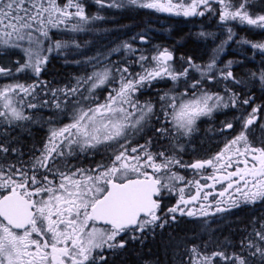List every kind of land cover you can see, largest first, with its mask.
Segmentation results:
<instances>
[{"label":"snow or ice","instance_id":"snow-or-ice-1","mask_svg":"<svg viewBox=\"0 0 264 264\" xmlns=\"http://www.w3.org/2000/svg\"><path fill=\"white\" fill-rule=\"evenodd\" d=\"M94 3L101 10L212 14L222 25L238 22L264 30V4L255 11V0ZM103 19L99 12H86L85 0H0V55L20 54L14 67L0 66V77L30 72L32 78L0 85V264H109V254L130 240L155 235L178 216L204 218L207 225L209 217L241 203H264V123H259L264 104L253 107L254 96L236 90L248 82L234 75V61L218 63L236 35L233 28L227 27V39L212 49L207 63L189 57L182 70L173 66L167 48L148 52L128 42L69 61L68 55L82 54L90 43L81 45L70 34L90 32L89 25ZM65 35L69 38H56ZM139 39L146 43L144 36ZM238 43L264 56V42L242 38ZM53 53L91 71L53 85L42 77ZM114 53H122L121 62L111 59ZM162 80L172 86L158 90L155 101L141 100ZM249 80L264 86V69L251 72ZM246 107L251 111L237 118L240 131L220 152L183 160L181 139L198 130L201 118ZM31 124L47 126V136L41 147L24 153L12 133ZM253 126L261 134L259 143ZM233 129L227 122L221 131ZM188 169L192 179L182 174ZM172 195L178 199L165 210L162 202ZM250 224L239 251L208 253L192 244L174 250L173 264H264V217ZM224 243L232 246L227 238Z\"/></svg>","mask_w":264,"mask_h":264},{"label":"flooded vegetation","instance_id":"flooded-vegetation-1","mask_svg":"<svg viewBox=\"0 0 264 264\" xmlns=\"http://www.w3.org/2000/svg\"><path fill=\"white\" fill-rule=\"evenodd\" d=\"M235 2L238 3V0H235ZM255 3L257 5L255 11H260V5L264 4V0H255ZM213 6L217 7L216 5ZM86 12L89 14V10H86ZM151 14L155 15L161 21L165 22L162 24H157L158 28L163 29L165 32L159 34L158 31L153 30V28L151 30L152 35L145 33L147 28L150 26L147 25V21H149V19L151 18ZM113 17L115 18L114 23L117 25L116 27L121 28L124 35H133L137 33L142 34V36L145 37L146 43L141 42L138 37L137 43H134L137 48L145 49L146 46H151V42L154 41L155 43H158V48H167L168 50H170L173 53L174 57L173 66L177 70H182L184 67H187L185 61L189 57H191L192 60L197 64L203 65L207 63L209 57L212 55V49L220 45L222 41L227 39V27H232L236 35L233 41L229 42V44L225 46L224 51L220 54V59L218 62L219 66L223 67L224 64H226L229 60L234 61L235 63H233L232 65L234 75L238 79H243L248 82L247 87L237 86L236 90L241 91L244 94L250 92L255 98V104L252 105L253 107L255 105L264 104V86H261L258 80H249V75L251 72L258 73L261 69H264V56H262L259 52H256V50L251 49L250 46L238 43V41L242 38L254 42H264V30L249 28L247 25H240L238 22H230L228 25H222L219 22L218 16L212 14H206L203 17H184L182 15L177 16L174 14L156 12L154 10L148 9H143L142 11L141 9L140 12H134V16H132L131 18H126L124 21L121 17V12L117 15H113ZM135 17L141 18V20L136 23ZM123 22L132 24L123 25ZM143 22L146 23L147 26L142 27L141 32L138 28V25ZM103 27L107 30V34L109 36L108 37L104 34L105 37H117L118 32L116 31V29L111 32L108 24L104 25ZM201 32L213 33L214 35L207 38H202L198 35ZM131 38L132 37H129V39ZM151 51H153V48H151ZM117 55H122V53H118ZM61 58L65 61L64 56H61ZM67 59L70 61L79 58L78 55L75 54L69 55ZM49 62L51 63V67L53 66L57 69H60V64L55 61L53 57L50 58ZM66 64L68 69L73 72H75L78 66H80L70 62ZM81 71L84 70L81 69ZM48 75L50 74H47V76ZM191 75L193 77H198V73H192ZM47 76H45V74H42V77L45 80ZM51 76L56 79L57 77H62L63 73L61 75L51 74ZM23 77V81L21 82H32L30 73H28V75L24 74ZM51 83L53 85L62 84L53 82ZM171 86V81H159L153 88L148 89L143 93V95L141 96V100H155L156 92L158 90H167ZM222 89L223 85L221 84L217 90L222 91ZM250 111V107H246L243 110L228 108L214 113L213 117L211 118H201V120L197 122L198 130L193 133L191 137L181 139L184 150L180 153V155L182 156L183 160L187 163H191L196 160L208 159L220 152L223 149L226 141L228 139H231L232 136L240 131V122L237 118L242 114L247 115V112ZM227 122H232L234 124V129L221 131L224 124H226ZM259 123H264V113H261V120L259 121ZM34 125L36 124H31L28 126V128H33ZM253 127L255 128V126ZM255 131L256 142L259 143V137L261 134L258 128H255ZM45 139L46 136L42 140V144ZM42 144L40 145V147L42 146ZM85 163L87 164L88 161H85ZM181 171L182 174H184L187 178H193V172L191 169ZM177 199V196L166 198L162 202V207L166 210L167 207L173 206ZM223 215L228 219L229 222L228 234L229 241L232 245L229 246L230 254L233 251H239V241L246 234V231H251L250 222L253 220V218L259 219L261 217H264V203H241L239 207L232 208L227 213L217 214L215 217H209L208 219L213 220L216 217H223ZM148 236H150V234H146V238H144L142 241L130 240L127 245H129V243H132L135 246L137 242L144 245L145 242H147ZM120 251L121 249H118L116 250V253H119Z\"/></svg>","mask_w":264,"mask_h":264},{"label":"trees","instance_id":"trees-1","mask_svg":"<svg viewBox=\"0 0 264 264\" xmlns=\"http://www.w3.org/2000/svg\"><path fill=\"white\" fill-rule=\"evenodd\" d=\"M87 3H94V0H85ZM95 4V3H94ZM141 9H123L121 11V17L123 21L126 18L134 16V12H140ZM143 11V9H142ZM142 15V12H141ZM135 17L136 23L141 18ZM132 23L123 22V25ZM8 57L0 55V66H8ZM15 60V59H14ZM12 60L9 61V63ZM11 65V64H9ZM47 74L61 75V69L51 67V63L47 65ZM47 76V75H45ZM22 131L21 137L18 136L19 131ZM16 137L15 146L19 147L24 153L30 152L34 147L38 148L42 144L46 134V126L34 125L33 128H21L16 129L12 133ZM26 134V135H25ZM223 217H225L223 215ZM204 218H189V217H177V221L165 227L163 230L157 229L155 235L150 234L147 237V242L144 245L140 243H129L124 249H121L119 253L109 255V264H173L174 250L183 251V249L192 244L199 245L202 251L211 253L216 248V241L211 240L207 243V248L204 247L206 242L204 238L206 234H202L200 223ZM224 226V225H223ZM228 229V228H227ZM218 239V238H217ZM213 242V244L211 243ZM180 244L177 249V244ZM230 249L227 251L229 252Z\"/></svg>","mask_w":264,"mask_h":264},{"label":"rangeland","instance_id":"rangeland-1","mask_svg":"<svg viewBox=\"0 0 264 264\" xmlns=\"http://www.w3.org/2000/svg\"><path fill=\"white\" fill-rule=\"evenodd\" d=\"M86 5V10H89V15H96L98 12L101 16L104 17L103 20H99V21H95L94 23H92L91 25H89V27L91 29H93L90 32H83V33H78V34H70V35H74L75 39L81 43V45H84L85 41H90V43L87 45V47H83L82 48V54H77L79 59H83L87 56H93L95 55L97 52H101V53H105L108 52L110 49L116 48L117 46L121 45L123 42H128L133 44V47L137 48L134 43H137L138 41V37L141 36L142 34H125L123 33V31L121 30V28H117L116 24L114 23L115 18L113 17V15H117L119 14L123 9H99V6L95 5L94 3H87L85 2ZM89 5V7H88ZM151 18L149 19V21H147V25H150L147 30L145 31V33L152 35L151 34V30H157L158 33H162L165 32L163 29L158 28L157 24H162L165 23L163 21H161L159 18H157L155 15L151 14L150 16ZM108 24L110 31L112 32L114 29H116V31L118 32L117 37L116 38H107L104 36L107 35V30L103 27L104 25ZM103 25V26H102ZM146 23H141L138 25V28L140 29V31L142 32V27L147 26ZM102 26V29H101ZM109 37V36H108ZM129 37H132L131 39H129ZM57 39H68L69 37L67 35L65 36H57ZM135 38V39H134ZM110 39V42H109ZM158 43H155L154 41L151 42V46H146L145 49L144 48H138V49H144L148 52H151V48H153V50L157 47ZM118 53H114L111 56V59L114 62H121L122 59L124 58L123 55H117ZM69 56V55H68ZM67 56V58H68ZM5 57L7 59L8 62V66L6 67H14L13 62L15 60L20 59V54L17 53L15 55H5ZM52 57L55 61H57L60 64V69L63 73L62 77H57L56 79H54L51 75H48L46 77V80L49 82H53V83H66L69 81V79L74 76V75H79V74H83L85 72V70L87 71H91V68H87L85 69L84 66L80 65L78 66L77 70L75 72L70 71L67 67L66 62L61 58L60 55H57L55 53L52 54ZM65 57V56H64ZM15 59V60H14ZM12 60V62L9 63V61ZM11 64V65H9ZM84 70V71H81ZM77 71H81V72H77ZM30 73V72H29ZM26 74L28 75V73H19L14 75L13 77L9 78V77H0V85L3 84H7V83H12L15 82L16 79H19L20 81H23V75ZM31 74V73H30ZM43 74L47 75V71H45ZM155 101V100H153ZM36 125H40V124H36ZM41 126V125H40ZM46 134H47V126H46ZM22 135V131L20 130L17 137ZM184 149V146H183ZM100 156L96 157V160H99ZM176 195H172L169 197H174ZM224 225V226H223ZM228 219L226 217H219V218H214L213 220H209L208 219V224L204 225V223H200V228L202 230V234H206L204 241L206 243H208L211 240L216 241V248L217 250L215 251H221L224 250L226 252H228L227 250L230 249V247L228 245H226L224 243L225 239L227 238V240L229 241V234H228ZM207 229V230H206ZM211 237V239H210ZM218 238V239H217ZM218 242V243H217ZM213 244V242H211ZM219 244V246H218ZM208 247V246H207ZM229 253V252H228ZM221 264H223V262H221Z\"/></svg>","mask_w":264,"mask_h":264}]
</instances>
